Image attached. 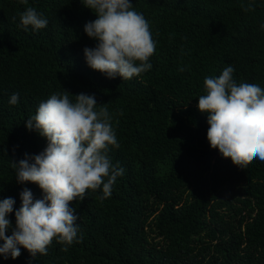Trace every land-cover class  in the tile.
<instances>
[{
	"label": "trees",
	"instance_id": "1",
	"mask_svg": "<svg viewBox=\"0 0 264 264\" xmlns=\"http://www.w3.org/2000/svg\"><path fill=\"white\" fill-rule=\"evenodd\" d=\"M130 2L156 44L151 69L121 80L86 64L96 42L83 25L95 14L82 0H0V199L12 197L14 213L23 188L42 196L17 183L11 162L46 146L24 121L53 92L92 94L107 108L119 144L109 156L123 168L109 197L98 189L69 202L79 239L66 250L53 238L36 259L21 247L0 264H264V161L210 148L197 108L204 77L228 64L236 79L264 81V0L248 11V0ZM29 6L48 20L35 32L18 27Z\"/></svg>",
	"mask_w": 264,
	"mask_h": 264
},
{
	"label": "clouds",
	"instance_id": "2",
	"mask_svg": "<svg viewBox=\"0 0 264 264\" xmlns=\"http://www.w3.org/2000/svg\"><path fill=\"white\" fill-rule=\"evenodd\" d=\"M254 3L248 0L243 10L248 11ZM82 5L95 14L94 20L83 25V32L96 42L94 47L83 49L91 69L121 80L151 69L149 58L156 42L148 21L132 8L130 0H82ZM47 23L34 7H25L19 13L18 27L25 31L30 26L35 32ZM233 72L228 64L218 76L203 79L204 94L197 98V108L207 113V142L222 155L231 153L244 163L253 157L264 161V81L247 76L236 79ZM69 94L65 90L51 93L24 121L26 129L35 131L47 143L39 153H25L11 166L17 183H35L42 196L34 199L31 190L23 188L14 213V199H0V256L4 259H15L21 247L36 259L37 254L47 253L53 238L66 250L79 239L78 217L69 202L82 200L88 191L98 189L99 199L109 197L123 173L109 156L110 146L118 148L119 144L107 108L97 107L92 94H71L74 100ZM17 103L18 94L13 92L8 104ZM9 213L14 214V224ZM7 231L10 234L6 235Z\"/></svg>",
	"mask_w": 264,
	"mask_h": 264
}]
</instances>
